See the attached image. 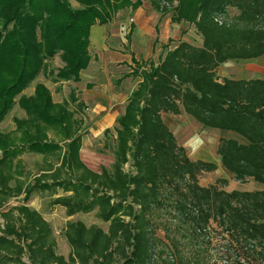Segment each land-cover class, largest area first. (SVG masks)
Returning <instances> with one entry per match:
<instances>
[{
    "label": "trees",
    "instance_id": "16d2710c",
    "mask_svg": "<svg viewBox=\"0 0 264 264\" xmlns=\"http://www.w3.org/2000/svg\"><path fill=\"white\" fill-rule=\"evenodd\" d=\"M74 1L80 7L0 0V122L16 98L27 115L13 118L15 135L0 131V264H154L165 243L187 253L180 264H264V189L225 191L223 178L201 185L200 175L216 165L191 160L162 118L184 112L204 127L237 134L244 142L219 138L221 166L237 182L264 184V79L217 72L228 60L264 57V0H148L173 23L192 24L201 46L181 41L157 66L133 72L141 81L115 120L111 144L112 130L103 132L102 149L114 161L97 172L80 160L82 120L69 103L79 111L84 105L74 90L62 102L41 82L31 96L21 93L40 74L53 83L78 81L89 61L90 27L142 0ZM56 54L63 66L47 70L45 61ZM24 153L41 156L28 180L18 177ZM33 193H46L48 206L64 207L67 216L95 211L106 229L67 221L70 252L67 259L57 255L48 223L26 205ZM21 195L20 204L7 205Z\"/></svg>",
    "mask_w": 264,
    "mask_h": 264
},
{
    "label": "crops",
    "instance_id": "0c3cea01",
    "mask_svg": "<svg viewBox=\"0 0 264 264\" xmlns=\"http://www.w3.org/2000/svg\"><path fill=\"white\" fill-rule=\"evenodd\" d=\"M130 1L134 2V0ZM188 24L186 22L173 23L170 19V12L157 11L148 0H143L138 7L126 6L118 9L109 14L106 23L96 22L90 27L87 67L79 72L78 81H66L74 90L77 100L83 102V111L91 119L89 123L93 125L88 128V133L82 135L79 153L80 160L89 169L97 172L101 165L109 166L114 161L112 153L101 151L102 143L94 144L92 140L95 141L96 134L115 126L116 118L124 113L129 95L141 81V77L134 76L133 72L136 70L139 73L143 69H149L151 65L157 66L165 53L174 49L181 41H186L197 47L201 46V39L198 35L196 42L191 41L188 37L189 32L191 33V29L188 30ZM221 67H224L226 73L221 71ZM229 67H233L234 71L229 72L227 70ZM217 72L221 78L264 79V57L251 60H228L218 66ZM40 76L43 79L44 75L40 74L21 94L31 96L37 79H41ZM41 83L50 90L54 102H62L65 99L64 95L54 93L56 86L64 81L53 83L45 78ZM162 118L177 142L185 149H187L189 140L182 141L178 135L179 129L182 128L180 126L182 120L194 127L198 133L201 132L204 135L203 138H196V149L193 152L186 151L187 156L191 160L214 163L216 169L213 172H207L209 176L217 173L216 175L222 176L221 178L226 179L230 184L231 175L221 166L219 157L216 155L217 143L220 137L233 138L240 142H244L243 138L230 131L201 127L184 112L179 115L162 114ZM176 122L179 123L175 124ZM94 131L98 133L95 134ZM34 155L39 157V155ZM246 182L252 183L254 189H234L241 191L264 189V184L251 179ZM234 189H225V191ZM61 194L62 191L58 190V195ZM55 196L57 195L53 197ZM49 200L50 197L46 193H33L26 205L36 210L48 223L51 237L55 241L54 252L67 259L70 247L63 236L66 222L81 220L86 226H100L99 221L94 217L95 211L89 214L77 213L67 216L64 207L60 205L48 206ZM21 201L22 195L11 199L7 205L14 206L20 204ZM79 215H92L94 222L87 224ZM2 225L3 219L0 217V226Z\"/></svg>",
    "mask_w": 264,
    "mask_h": 264
},
{
    "label": "rangeland",
    "instance_id": "374dc122",
    "mask_svg": "<svg viewBox=\"0 0 264 264\" xmlns=\"http://www.w3.org/2000/svg\"><path fill=\"white\" fill-rule=\"evenodd\" d=\"M68 1L70 2V5L72 7H74V8L80 7L78 5V3L75 2L74 0H68ZM131 3H133V2H131ZM232 12H233V10H232ZM110 13H113V12H110ZM187 26H188V30L191 29V33L189 32L188 37L190 38L191 41L196 42L198 36L195 33L193 25L188 24ZM45 62H46L45 64H46L47 70H56L57 68H60L61 66H63V63L60 61L58 54H56L53 58L47 59ZM223 68L224 67H221V71H225V73H226V70ZM227 70L229 72H232V71H234V68L229 67ZM42 75H44V74H42ZM45 77L46 76L44 75V77L42 79V77L40 76L41 79H37V82L43 81L45 79ZM71 90L72 89L70 88V85H68V83H66V81H64V83H59V85L56 86V90L54 91V93H56V94L58 93V95L62 94V96L64 95L63 97H65V99L64 98L63 99L66 100V99H68L69 92ZM16 101H17V98H16ZM16 101H15V104L13 105L12 109L10 110V112L7 114V117H5V119L2 122H0V131L1 132H6L8 134L13 135L15 132V123H14L13 118L20 119V118L27 117L25 111L22 110L18 106ZM69 108L71 110L75 111V115H74L75 118H77V119L81 118V120H82V125L80 127L82 135L88 133L89 132L88 128H90L92 125V123H89V122H91V119L89 118V116L87 114H85L83 109L80 111L77 110L76 109L77 108L76 103H69ZM19 109H20V111H19ZM177 118H179V117H177ZM178 123L179 122H176L175 124H178ZM87 125H88V127H87ZM180 126L182 128L179 129V134H178L179 138H181L182 141L189 140L188 145L186 147L187 149H185V150L189 151V152L195 151V149H196V143H195L196 138L197 137L203 138L204 135L201 132L198 133L194 127H191L188 123L187 124L184 123L183 120H182V123ZM200 126L203 127L202 125H200ZM113 128H114V126L110 129L112 130ZM103 132L104 131H102L101 133H98L97 131H94L95 134L98 133L94 137L95 141L92 140V142L94 144L102 143V146H103V142L105 141V136H104ZM48 135H49V138L51 140H54V141L60 140V136L56 135L52 130L48 131ZM113 138H114V133L112 130V133L108 139L110 144H111V142H113ZM102 148H101L102 152H107V151L103 150ZM206 149H209V148H206ZM19 158H20L19 160H24L23 164L25 165L26 168L23 170L21 175L18 177H20L21 180H26V179L28 180V178H27L28 171L31 169L34 162L40 161L41 157H40V155H39V157H36L34 154L26 153L24 156L22 155V157L20 155ZM17 174L19 175V173H17ZM216 174L209 176V173H202L199 177V183L201 185H205V186H208L210 184H215L217 182V180L221 179V177H222V176H218ZM218 185L221 186V184H219V183H218ZM221 188H223L224 190L225 189L226 190L227 189H234V188H237V189H254V186L252 185V183H249V182L240 183V182H237V181L231 179L230 184H229V182H227L225 185L221 186ZM79 216L81 218H83V220L87 224L94 222V217L92 215H85V216L79 215ZM99 225L102 228L106 229L105 224H102L99 222ZM165 244H166V246H162V247H164V253L160 257H155V263L154 264H180L179 263L180 259L182 261H185L186 257H188L187 253L184 250L182 251V253L178 254L172 247L170 248L169 245L167 246V243H165Z\"/></svg>",
    "mask_w": 264,
    "mask_h": 264
},
{
    "label": "built area",
    "instance_id": "2783aa9c",
    "mask_svg": "<svg viewBox=\"0 0 264 264\" xmlns=\"http://www.w3.org/2000/svg\"><path fill=\"white\" fill-rule=\"evenodd\" d=\"M160 6H161V7H162V6H165V7H167V8H170V5H169L167 2H164V1L160 2ZM25 262H26L27 264H29L28 260H26V259H25Z\"/></svg>",
    "mask_w": 264,
    "mask_h": 264
}]
</instances>
